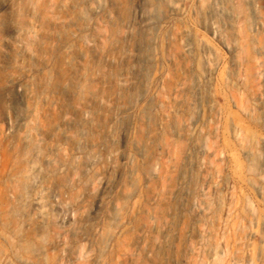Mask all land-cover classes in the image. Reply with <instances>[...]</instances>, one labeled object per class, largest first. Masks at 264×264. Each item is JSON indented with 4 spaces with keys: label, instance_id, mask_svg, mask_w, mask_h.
I'll return each instance as SVG.
<instances>
[{
    "label": "rangeland",
    "instance_id": "rangeland-1",
    "mask_svg": "<svg viewBox=\"0 0 264 264\" xmlns=\"http://www.w3.org/2000/svg\"><path fill=\"white\" fill-rule=\"evenodd\" d=\"M0 264H264V0H6Z\"/></svg>",
    "mask_w": 264,
    "mask_h": 264
},
{
    "label": "bare ground",
    "instance_id": "bare-ground-1",
    "mask_svg": "<svg viewBox=\"0 0 264 264\" xmlns=\"http://www.w3.org/2000/svg\"><path fill=\"white\" fill-rule=\"evenodd\" d=\"M6 0H0V6H3L5 4Z\"/></svg>",
    "mask_w": 264,
    "mask_h": 264
}]
</instances>
